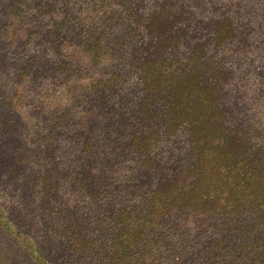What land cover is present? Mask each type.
<instances>
[{
	"label": "trees",
	"instance_id": "obj_1",
	"mask_svg": "<svg viewBox=\"0 0 264 264\" xmlns=\"http://www.w3.org/2000/svg\"><path fill=\"white\" fill-rule=\"evenodd\" d=\"M258 35L264 0H0V264H264Z\"/></svg>",
	"mask_w": 264,
	"mask_h": 264
},
{
	"label": "rangeland",
	"instance_id": "obj_2",
	"mask_svg": "<svg viewBox=\"0 0 264 264\" xmlns=\"http://www.w3.org/2000/svg\"><path fill=\"white\" fill-rule=\"evenodd\" d=\"M207 12H209V10ZM250 39L253 43V46L255 47L256 56L253 58L254 61L251 59L253 62L249 66L251 69H254L257 72H264V35L261 37L258 35L257 37ZM246 60V62L249 63L248 58ZM246 66L238 68L237 73L241 74ZM244 75L245 80L242 83L238 84L235 79L229 84L227 88L228 100L230 103L238 104L239 107L245 105V109L250 108L253 110V108H251V102L254 101L252 100L254 93L259 95L260 91L263 90L262 88H264V80H262L261 84L254 83L251 85V82L249 81V73H244Z\"/></svg>",
	"mask_w": 264,
	"mask_h": 264
}]
</instances>
